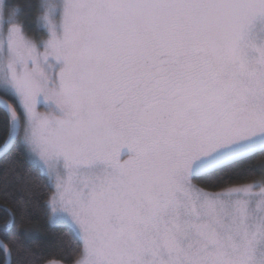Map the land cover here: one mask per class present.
<instances>
[{
    "label": "snow or ice",
    "instance_id": "6c2138e0",
    "mask_svg": "<svg viewBox=\"0 0 264 264\" xmlns=\"http://www.w3.org/2000/svg\"><path fill=\"white\" fill-rule=\"evenodd\" d=\"M0 110V264H264V0H0Z\"/></svg>",
    "mask_w": 264,
    "mask_h": 264
},
{
    "label": "trees",
    "instance_id": "16d2710c",
    "mask_svg": "<svg viewBox=\"0 0 264 264\" xmlns=\"http://www.w3.org/2000/svg\"><path fill=\"white\" fill-rule=\"evenodd\" d=\"M19 3H24L25 0H18ZM33 26V25H32ZM34 28V26H33ZM39 38L43 36L41 32L36 31ZM3 119V111L0 110V121ZM264 163V155H258L253 158L250 162L252 167L260 168ZM253 179H258L259 174L257 173L252 177ZM243 181H236V183H242ZM3 207H11L10 204L4 200L2 193H0V209ZM7 219L3 211H0V229H2L4 221ZM21 229H35L38 235L28 241L33 253L39 257L37 264H47L48 262L58 261L64 264H71L70 260L65 259L66 255L71 254V249L69 247H62L61 245H68L70 243V238L68 236H62L60 240L57 237L60 235V229H50L44 220L42 215H36L31 217L29 220L24 221L20 224ZM0 238H3L2 233H0ZM3 254L0 253V259H2Z\"/></svg>",
    "mask_w": 264,
    "mask_h": 264
},
{
    "label": "rangeland",
    "instance_id": "374dc122",
    "mask_svg": "<svg viewBox=\"0 0 264 264\" xmlns=\"http://www.w3.org/2000/svg\"><path fill=\"white\" fill-rule=\"evenodd\" d=\"M9 3H19L18 0H8ZM34 26V29H35V25L33 24ZM39 32V31H38ZM43 38V36L41 37ZM40 110L41 111H44L45 109L43 108V106L40 107ZM263 166H264V163H263ZM259 179V178H258ZM257 179V180H258ZM47 264H64L62 262H58V261H52V262H48Z\"/></svg>",
    "mask_w": 264,
    "mask_h": 264
}]
</instances>
